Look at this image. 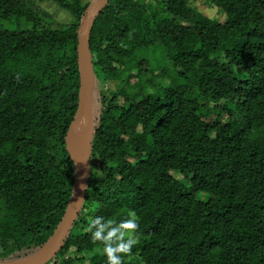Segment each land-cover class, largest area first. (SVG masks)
Returning a JSON list of instances; mask_svg holds the SVG:
<instances>
[{
	"label": "trees",
	"instance_id": "16d2710c",
	"mask_svg": "<svg viewBox=\"0 0 264 264\" xmlns=\"http://www.w3.org/2000/svg\"><path fill=\"white\" fill-rule=\"evenodd\" d=\"M38 1L73 20L53 29L36 0H0V22L20 26L0 29V263L41 249L73 187L65 135L92 1ZM195 1L107 0L94 20L84 197L44 264H106L86 229L130 210L122 264H264V0H207L221 19Z\"/></svg>",
	"mask_w": 264,
	"mask_h": 264
},
{
	"label": "water",
	"instance_id": "95a60500",
	"mask_svg": "<svg viewBox=\"0 0 264 264\" xmlns=\"http://www.w3.org/2000/svg\"><path fill=\"white\" fill-rule=\"evenodd\" d=\"M106 1L107 0L92 1L86 10L83 30L78 38L77 61L80 79L78 101L73 120L65 135L66 149L74 166L73 187L66 211L51 237L36 254L24 260L0 264H44L54 254L79 212L84 197L89 167L90 142L93 132L90 115L93 75L88 40L93 22L102 11ZM82 120H85L86 124V134L83 135V138H86V150L83 153H79L75 150L74 136H76L75 131Z\"/></svg>",
	"mask_w": 264,
	"mask_h": 264
},
{
	"label": "clouds",
	"instance_id": "9594fccd",
	"mask_svg": "<svg viewBox=\"0 0 264 264\" xmlns=\"http://www.w3.org/2000/svg\"><path fill=\"white\" fill-rule=\"evenodd\" d=\"M138 217L130 210L127 218L118 223L102 217L92 219L87 227L93 241L103 244V255L106 264H122V255L127 256L138 243Z\"/></svg>",
	"mask_w": 264,
	"mask_h": 264
},
{
	"label": "rangeland",
	"instance_id": "374dc122",
	"mask_svg": "<svg viewBox=\"0 0 264 264\" xmlns=\"http://www.w3.org/2000/svg\"><path fill=\"white\" fill-rule=\"evenodd\" d=\"M82 1H89V0H82ZM93 1V0H91ZM36 3L39 5V7L42 9V13L47 16H41V20L47 22L48 27H51L53 29L59 28L62 25H66L70 23L73 18L72 16L64 9L54 5L53 3L49 1H38L36 0ZM207 0H196L193 3V6L199 10L203 15L210 17V18H219L221 19V16L217 14V11L215 10V7H209L207 4ZM20 26H15L14 22L12 20L10 21H2L0 22V29H6V30H18ZM26 27V25H24ZM149 57V66L150 67H156L158 65H162V57L160 56V52L154 51L152 49L148 52ZM162 83V82H160ZM159 83V84H160ZM81 130V131H80ZM83 130V132H82ZM77 131V132H76ZM75 133L78 135H84L86 134V124L85 120H82L77 128Z\"/></svg>",
	"mask_w": 264,
	"mask_h": 264
},
{
	"label": "bare ground",
	"instance_id": "6f19581e",
	"mask_svg": "<svg viewBox=\"0 0 264 264\" xmlns=\"http://www.w3.org/2000/svg\"><path fill=\"white\" fill-rule=\"evenodd\" d=\"M74 143H75V150L77 152L83 153L86 150V138H83V135H78L76 133V136H74Z\"/></svg>",
	"mask_w": 264,
	"mask_h": 264
}]
</instances>
